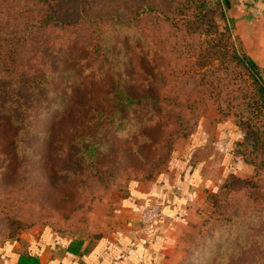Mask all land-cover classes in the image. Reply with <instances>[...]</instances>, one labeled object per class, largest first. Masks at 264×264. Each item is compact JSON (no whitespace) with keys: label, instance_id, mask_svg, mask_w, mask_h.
Wrapping results in <instances>:
<instances>
[{"label":"rangeland","instance_id":"obj_1","mask_svg":"<svg viewBox=\"0 0 264 264\" xmlns=\"http://www.w3.org/2000/svg\"><path fill=\"white\" fill-rule=\"evenodd\" d=\"M57 1L0 0V234L12 228L48 226L51 219L61 218L57 215L61 209L74 206L79 207L76 216L63 223L62 231L69 234L113 222L111 217H120L118 210L130 202L152 213L158 207L160 215L151 217V223L184 201L183 214L165 222L169 235L160 264H264V104L235 58L233 44L245 46L239 36L229 37L220 0H210L209 8H201L202 1L187 0L191 6L183 14L177 2L142 0L153 16H141L134 23L136 30L123 25L111 29V44L129 33L132 42L142 45L134 48L133 43H124L129 55L140 61L143 71L139 72L146 81L171 89L176 112L166 110L154 122L167 124L176 113L162 134L171 133L168 147L167 138L158 142L156 131L141 135L145 126L136 110L123 113L120 117L127 122L117 126L105 121L99 125L95 113L88 118L93 108L103 109L107 102L104 78L93 76L102 64L84 49L100 39L76 26L62 30L58 20L45 17L41 10L49 4L48 11L58 10ZM130 3L125 0L124 4ZM107 7L106 0H84L83 4L96 14ZM61 8V13L72 12L70 5L61 4ZM166 14L176 17L174 24L164 22ZM38 18L41 22L35 25ZM48 60V67L56 63L60 71L78 72L75 80L64 83L80 95L74 101L77 108L70 116L65 107L57 108L67 93L58 84L64 76L56 74L51 86L30 103L29 125L17 141L14 130L5 125L24 107L21 102H5L13 98L11 87L24 81V71ZM261 74L264 77V70ZM57 84L61 99L53 92ZM177 101L184 104L183 109L197 107L189 113L192 120L176 121ZM148 106L143 117L151 115ZM55 118L68 122L65 132L78 123L90 125L84 131L96 127L93 132L102 146L76 162L73 145L63 148L61 143L52 161L47 140ZM232 131L237 135L232 137ZM166 184L171 194L167 195ZM191 187L194 190L189 193ZM139 192L150 197L141 201L136 198ZM172 195L181 201L172 202ZM212 228L223 230L209 231Z\"/></svg>","mask_w":264,"mask_h":264},{"label":"trees","instance_id":"obj_2","mask_svg":"<svg viewBox=\"0 0 264 264\" xmlns=\"http://www.w3.org/2000/svg\"><path fill=\"white\" fill-rule=\"evenodd\" d=\"M57 1V0H56ZM86 1V0H85ZM91 1V0H87ZM108 2L107 9L101 13L96 14L95 12L89 11L85 8H83L84 0H58V10L48 11V6H51L50 4L46 6L47 8L45 11L41 10L42 13H45V17L50 16L51 21L56 20L59 21L60 29L64 30L67 28H74L76 26V29H84L88 31L91 35H97L100 41L96 45H92V47H85V50H90L94 54L95 57L101 62L102 67L100 68V72L94 73V78L102 77L104 78L106 88L105 95H103V100L105 99L107 102H104L103 109L100 110L92 109V111L89 112L88 118H90L91 113L96 114L97 119L99 116V119L97 120L99 125H103V121L106 123L111 122L112 125H122L124 122L126 123L127 120L124 118H121L120 116L123 113H127V111L132 113L133 111L139 112V121L140 124L145 126L143 129V132L141 135H147L146 132L150 131H156L160 135L159 137V143H163V138H167L166 140V147L170 146V137L171 133H169L166 137H164L163 132L167 130L171 124L173 123L175 115L171 116L170 122L167 124L163 123H154L156 118L162 117L164 112L166 110L174 111L175 107L173 104V100L170 99L171 95V89L166 86L162 85V88L160 89L155 83L152 81L147 82L145 79V76L140 74L141 63L139 60L136 61L133 57H131L128 53V47L124 46V43L127 45L128 41L133 43L134 48H136V45L138 47H141L142 45H138L137 42H132V38L129 37V33L124 34L126 36H122L121 38H116L113 43H110V35H112L111 29L114 26L117 25H123L126 26L129 29H135L136 26L134 23H137L139 18L144 15L149 16L153 14L151 11L147 10L146 7L143 5L142 0H132V3L130 4H124L125 0H106ZM201 2V8H209V4H207L210 0H198ZM242 1L243 4L248 3V0H239ZM251 1V0H250ZM62 5H70L72 7L71 13H61ZM171 2H177L179 7L181 8L179 14H183L188 8H190V3L187 0H171ZM222 6V17L225 20L227 31L229 33V37L233 39L236 38V36L233 33L234 29V23L233 20L228 15L229 6L231 5V0H220L219 1ZM207 4V5H206ZM211 6V5H210ZM16 10V9H15ZM17 11V10H16ZM13 11V12H16ZM21 13V12H20ZM31 13V11H30ZM199 14V13H198ZM176 17H172L169 14L165 15L164 22L170 21L172 19H175ZM41 19H36V23L28 20L30 26L38 25ZM46 21V20H45ZM173 21V20H172ZM34 23V24H33ZM175 23V21L171 22ZM27 24V21L26 23ZM32 24V25H31ZM34 25V26H35ZM140 43V41H139ZM241 44V43H240ZM239 44V45H240ZM234 47V53L235 58L238 60V63H240L248 72L249 77L252 79L254 85H255V91L254 95L263 102L264 104V77L261 74V69L259 65L247 54L246 50L243 48H239L237 45L233 44ZM48 61H42L41 64L43 66H40L38 68L30 69L27 72H23L24 81L21 80L20 83H17L11 87L13 91V98L10 100H7L5 102L6 105H8L9 102H13L16 104H19L21 102V105L24 107L23 109L19 110V114H15L11 117V119H8V122L6 123V128H11L14 131V138L15 140H19L21 137L25 136L23 133L25 130V127L29 125V121L27 118V113L30 111V109L33 107L30 103L34 102L36 98H40L42 95L43 90L48 89L51 86V82H53L56 74L64 76L63 82L59 85H64L66 81L71 82L72 80H75L77 78L78 72L74 71L71 72V70H66V68L62 69L60 71V65L54 63L51 65V67H48ZM143 71V70H142ZM60 72V74L58 73ZM155 72L154 70L152 71ZM150 76L153 78L150 74ZM156 77V76H155ZM154 77V78H155ZM21 78H23L21 76ZM108 78V79H107ZM28 81H34V83L27 84ZM48 82V83H47ZM66 82V83H68ZM53 87V92L58 93L59 95L60 90L57 89V86ZM67 86L63 87V92L67 93L65 94V98L67 99H61L62 96L59 95V99H61L60 102L56 103L57 108L61 110L62 108H66V114L73 115L74 111L76 110L75 105V98L79 97L80 95H75V89L73 87H70V84H66ZM76 86V85H75ZM141 90L143 91V94H140ZM64 94V93H63ZM168 95L169 98L166 96ZM163 96V97H162ZM257 103V101H256ZM25 104V105H24ZM32 104V103H31ZM149 105V106H148ZM151 107V115H145L143 113V110L145 108ZM180 107L178 112L180 115H177L176 118L178 122H181L185 120H192L189 113L194 112L197 110L196 106L192 105H186V108H184V104L177 101V107ZM142 108V109H141ZM141 109V110H140ZM183 109V110H182ZM187 110V117L184 115V111ZM158 111L159 114L156 115L155 112ZM16 113V112H15ZM120 117V118H119ZM58 118V117H57ZM55 118V122L52 124L51 129L49 130L48 134V140L49 141V147L51 148L50 159L54 161L55 158V149L58 145L63 143V148H67V144L73 145V149H76L75 153L73 155L76 156L77 160L76 162H79L82 160V158H85L88 156L89 153H94L96 150L100 149L102 146L101 141H99V137H95L97 134L93 132V130H96V127H92L94 129H91L90 131H84L86 127H90V125H81V123H78L76 125L71 126L67 131L65 124V119H58ZM73 118V117H72ZM7 121V120H6ZM91 122V121H90ZM189 127L190 124L186 123ZM16 131V132H15ZM66 134H65V133ZM232 137L237 135V131H232ZM62 136H64V140L62 139ZM44 142V141H43ZM156 142V141H155ZM100 144V145H99ZM78 148V149H77ZM171 149L169 147L168 151ZM68 153L67 160H70V156ZM79 156V157H77ZM72 168H74L73 165H70ZM75 207V209H74ZM72 208H63L60 210L59 213H57L58 216L61 214L60 219H51L49 221L48 226L53 227L57 230H64L65 220H68L70 218H74L76 216V210H79V207L76 208L74 206ZM56 215V216H57ZM54 220V221H53ZM67 226H69L67 224ZM25 228H12L8 232H5L4 234L9 233L10 237H18V235L22 232V230ZM216 230H223L222 228H212L209 229V231H216ZM31 264H38L37 261L31 260Z\"/></svg>","mask_w":264,"mask_h":264},{"label":"crops","instance_id":"obj_3","mask_svg":"<svg viewBox=\"0 0 264 264\" xmlns=\"http://www.w3.org/2000/svg\"><path fill=\"white\" fill-rule=\"evenodd\" d=\"M248 1L243 4L242 1L231 0L229 16L231 14L234 23V35L239 36L247 54L263 71L264 0ZM183 184L186 187V183ZM192 187L188 189L189 193L193 192ZM165 190L168 191L167 195L171 194L170 189ZM149 197L145 192L136 194V198L141 201ZM160 198L156 197L157 200ZM171 198L172 202L181 201L175 195ZM185 203L181 201L180 208L170 210V213L166 210L162 213V220L149 224L142 218L144 206L130 202L118 210L120 217H111L113 222L104 226H90L83 234H69V231L46 225L29 227L15 238L10 237L9 233H2L0 264H31V260L38 264H160L165 239L169 235L165 222L177 218Z\"/></svg>","mask_w":264,"mask_h":264},{"label":"built area","instance_id":"obj_4","mask_svg":"<svg viewBox=\"0 0 264 264\" xmlns=\"http://www.w3.org/2000/svg\"><path fill=\"white\" fill-rule=\"evenodd\" d=\"M153 210H154V213H152L150 210H145L144 211V214H143L142 218H143V221L146 224H149V222H150L149 220H150L151 217L155 218V217H157V215H160V212L158 211V207H154Z\"/></svg>","mask_w":264,"mask_h":264}]
</instances>
